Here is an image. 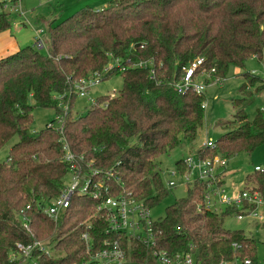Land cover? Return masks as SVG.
I'll use <instances>...</instances> for the list:
<instances>
[{
  "label": "trees",
  "instance_id": "obj_1",
  "mask_svg": "<svg viewBox=\"0 0 264 264\" xmlns=\"http://www.w3.org/2000/svg\"><path fill=\"white\" fill-rule=\"evenodd\" d=\"M14 22L10 14L0 13V33ZM47 33L48 55L26 45L0 59V148L14 136L19 138L7 159L0 161L1 264L9 263L18 242L33 240L22 226L24 218L35 237L53 249L51 256H40L38 264L86 259L80 238L85 220L92 226L94 250L120 237L106 233V222L85 197L73 198L61 222L44 213L62 192L70 165L56 131L47 126L31 131L30 99L61 114L65 110L60 102L68 104L63 131L74 154L93 160L94 167L118 171L126 190L152 208L167 192L159 158L182 141H194L204 121L205 94L177 92L182 67L201 58L195 79L209 85L216 78L225 79L231 66L245 67L249 59L264 64V0H112L101 11L86 5L67 18L51 20ZM115 60L121 65L147 61L155 73L138 67L106 71ZM94 73L100 74V81L121 74L123 88L114 97H98L86 115L78 116L73 113L75 82ZM243 75L251 82L263 81L249 72ZM261 89L263 84L256 91ZM231 123L215 147L198 151L199 158L228 159L264 144L262 110L249 120L240 109ZM176 166L180 175L189 169L184 159ZM217 175L222 186L224 174ZM209 184L188 185V196L177 199L155 221L158 248L171 255L191 253L197 264H217L234 255L254 257L257 240L243 230L224 227L225 218L242 209L196 210ZM246 184H254L264 199V172L255 170Z\"/></svg>",
  "mask_w": 264,
  "mask_h": 264
},
{
  "label": "built area",
  "instance_id": "obj_2",
  "mask_svg": "<svg viewBox=\"0 0 264 264\" xmlns=\"http://www.w3.org/2000/svg\"><path fill=\"white\" fill-rule=\"evenodd\" d=\"M2 12L25 17L21 0H0V13ZM37 35L36 46L42 48L45 46L44 41L39 33ZM201 61V58H197L182 67L181 77L176 84L178 93L191 91L197 95L203 94L204 83L195 79V72L199 70ZM149 64L151 63L147 61H138L121 65L118 60H115L105 70L109 71L117 67L119 72H123L137 67L148 68ZM148 69L153 76L154 69ZM99 81V73L77 80L75 87L78 95L85 96L88 89ZM115 95L110 94L109 96L114 97ZM60 104L63 106L66 116L69 106L63 102ZM203 107L205 108V102ZM64 114L58 116L56 122L51 121L46 126L59 134L64 160L70 165L66 174L70 177V181L64 182L62 192L44 207V213L55 223L61 222L67 215L73 198L75 196L85 197L94 202V214H100L106 222V233H115L120 236L115 240H105L104 246L94 250L93 238L90 233L92 226L88 220H85L80 238L83 241L87 257L80 263L74 264H197L191 253L171 255L166 250L158 248L154 229L156 220L151 217V208L143 199L137 198L126 190L120 176H118V171L94 167L93 160L87 161L83 156L77 157L74 154L64 135ZM215 145L216 143L212 142L205 144V146L212 148ZM219 158V156H215L212 159H202L197 156L184 159V163L189 169L181 175L183 184L188 186L198 181L210 182L209 189L203 195L202 200L196 204V210L202 212L205 209L218 210L219 206L235 207L242 209L241 213H236L238 219L245 217L252 218L253 221L258 218L264 219V215L259 212V209L264 205V199L254 184H245L243 189H234L229 193L218 185L219 177L215 171V165L221 164ZM255 170L264 172L260 166H255ZM170 175L172 178L168 180V186H177L179 182L175 177L180 174L175 171ZM251 206L254 207L251 208ZM22 226L31 234L33 240L27 244L18 242L15 252L10 255L8 264H38L37 260L40 256H51L52 247L35 237L30 221L24 218ZM233 246L235 249L238 248L237 243H233ZM142 249H144L143 254ZM217 264H264V257L259 259L256 250L254 257L234 255L230 259H222Z\"/></svg>",
  "mask_w": 264,
  "mask_h": 264
},
{
  "label": "rangeland",
  "instance_id": "obj_3",
  "mask_svg": "<svg viewBox=\"0 0 264 264\" xmlns=\"http://www.w3.org/2000/svg\"><path fill=\"white\" fill-rule=\"evenodd\" d=\"M104 1H107L106 4H102ZM110 1L21 0L25 17L11 13V18L15 22L8 30L15 36L20 48L26 45L36 46L37 34L39 33L45 46L38 49L44 55H48V22L55 19L62 20L67 18L86 5H89L94 11H101ZM245 72L260 77L263 81L251 82V78L246 79L243 75ZM123 83L121 74H116L108 79L99 81L96 85L89 88L85 96L75 95L73 113L78 116L86 115L88 110L95 105L98 97L119 94L123 88ZM259 84H263V89L256 91L257 87L260 86ZM203 94H205L204 121L199 127L197 138L192 142L182 141L178 147L162 155L158 160V171L164 186L167 188V192L151 208L153 220L163 218L167 207L172 205L177 199L188 196V186L181 182V175L175 177L177 182H179L177 186H168V180L172 178L170 174L177 171L176 162L178 160L197 157L198 151L204 148L206 143L212 142L215 144L223 133L227 131L226 126L234 121V116L238 110L243 109L249 120L255 119L258 110L263 111L264 64L258 59L253 58L246 62L245 67L231 66L226 78L223 80L216 78L209 82V85H205ZM30 104L34 106L32 110L33 121L30 127L32 132H39L51 121L56 122L57 117L61 114L57 113L54 108L37 106L33 98L30 99ZM231 124L232 126L235 125V123ZM18 140V136H14L0 148V161L7 159L9 150ZM219 159L221 160V164L215 165V171L216 173L224 174L222 188L228 193L233 189H243L247 176L255 171V166H260L264 169V144L258 146L252 153L240 152L231 158L225 159L220 157ZM69 181L70 177L65 176L64 182L68 183ZM226 207L219 206V209ZM259 212L261 215H264V205L259 209ZM263 222V218L253 221L249 217L238 219L236 214H232L225 218L224 227L232 232L243 230L246 234L253 236L258 242L257 256L259 259H262L264 257Z\"/></svg>",
  "mask_w": 264,
  "mask_h": 264
},
{
  "label": "crops",
  "instance_id": "obj_4",
  "mask_svg": "<svg viewBox=\"0 0 264 264\" xmlns=\"http://www.w3.org/2000/svg\"><path fill=\"white\" fill-rule=\"evenodd\" d=\"M106 2L107 1H104L102 2V4H106ZM19 48L20 47L18 45V42L16 41L15 36L10 30H6L0 33V59L15 53Z\"/></svg>",
  "mask_w": 264,
  "mask_h": 264
}]
</instances>
